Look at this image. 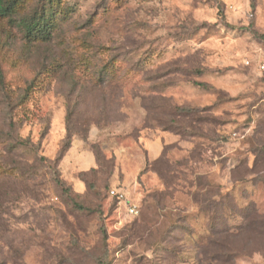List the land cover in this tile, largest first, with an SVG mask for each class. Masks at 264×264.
<instances>
[{"label":"rangeland","instance_id":"374dc122","mask_svg":"<svg viewBox=\"0 0 264 264\" xmlns=\"http://www.w3.org/2000/svg\"><path fill=\"white\" fill-rule=\"evenodd\" d=\"M12 1L0 264H197L214 218L239 232L247 207L264 214V0ZM45 9L51 38H33L24 21ZM234 242L238 264H264V238Z\"/></svg>","mask_w":264,"mask_h":264},{"label":"trees","instance_id":"16d2710c","mask_svg":"<svg viewBox=\"0 0 264 264\" xmlns=\"http://www.w3.org/2000/svg\"><path fill=\"white\" fill-rule=\"evenodd\" d=\"M14 4V1L7 2V0H0V14L8 15L11 10H13ZM53 19L54 12H50L47 9L40 14H35L30 19H25L24 23L28 35L36 39L43 38L49 40L51 38ZM198 84L206 87L208 86L207 83L200 82ZM174 109L175 111L171 110V116H175L172 117L173 119L176 117L192 118L196 115L193 109L180 110L178 107ZM112 197L119 201L117 197ZM243 216L246 220V224L240 227L239 232H235L227 224L219 228L216 219H213L209 236L204 240L202 246L197 247L199 250L197 264H238V251L234 240L238 238L240 234L244 235L249 231L253 232V234L259 238H264V214H261L257 207L252 204L243 210ZM250 241L253 242L252 239Z\"/></svg>","mask_w":264,"mask_h":264},{"label":"crops","instance_id":"0c3cea01","mask_svg":"<svg viewBox=\"0 0 264 264\" xmlns=\"http://www.w3.org/2000/svg\"><path fill=\"white\" fill-rule=\"evenodd\" d=\"M149 153L152 159H158L163 152V142L161 140H152L148 144ZM70 154V153H69ZM89 153L86 155L78 157V160L82 161V170L87 171L89 169L95 168L97 165V159L93 155V160L90 161Z\"/></svg>","mask_w":264,"mask_h":264},{"label":"built area","instance_id":"2783aa9c","mask_svg":"<svg viewBox=\"0 0 264 264\" xmlns=\"http://www.w3.org/2000/svg\"><path fill=\"white\" fill-rule=\"evenodd\" d=\"M261 68L264 69V64L261 65ZM111 196L117 197L121 203H124L126 206L127 213L129 215H138L140 212L139 204L131 200L125 189L123 188H112L110 189Z\"/></svg>","mask_w":264,"mask_h":264}]
</instances>
